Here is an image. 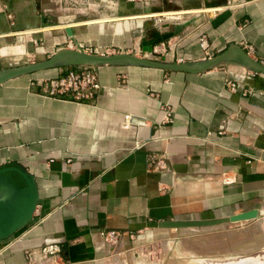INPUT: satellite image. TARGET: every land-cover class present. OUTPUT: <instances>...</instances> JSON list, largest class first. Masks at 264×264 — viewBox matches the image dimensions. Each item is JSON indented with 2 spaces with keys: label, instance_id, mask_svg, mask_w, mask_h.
Listing matches in <instances>:
<instances>
[{
  "label": "crops",
  "instance_id": "1",
  "mask_svg": "<svg viewBox=\"0 0 264 264\" xmlns=\"http://www.w3.org/2000/svg\"><path fill=\"white\" fill-rule=\"evenodd\" d=\"M228 2L0 0V70L78 44L192 66L204 61L202 34L211 58L228 51L202 72L97 64L101 90L89 103L48 96L40 84L79 64L1 83L0 169L22 170L36 204L0 236V264H26L25 251L52 242L68 264H109L103 229L127 247L162 231L151 221L264 213V72L234 48L264 65V0Z\"/></svg>",
  "mask_w": 264,
  "mask_h": 264
},
{
  "label": "water",
  "instance_id": "2",
  "mask_svg": "<svg viewBox=\"0 0 264 264\" xmlns=\"http://www.w3.org/2000/svg\"><path fill=\"white\" fill-rule=\"evenodd\" d=\"M244 63L256 71L264 72V65L251 58L240 47L234 46ZM228 55V51L223 52L213 58L204 60L196 66L186 65L184 63H160L138 57L131 53H117L112 55H96L84 52L81 49H72L61 47L46 60L20 65L10 69L0 70V84L16 76L47 69L59 64H87L97 65L102 63H111L119 60H129L138 64L159 67L165 69H176L189 72H202L218 65ZM35 195L29 177L19 168L6 167L0 169V236L6 237L16 230V228L27 221L35 208ZM259 217L257 209H250L240 213L225 217L211 219H183V220H162L151 221L147 223L148 228L153 229H180V228H205L213 227L225 223L241 222ZM259 261L255 264H264V250L255 254ZM227 258L225 260L213 261L214 264L219 261H235L239 257ZM211 262V261H210ZM209 262V263H210Z\"/></svg>",
  "mask_w": 264,
  "mask_h": 264
},
{
  "label": "rangeland",
  "instance_id": "3",
  "mask_svg": "<svg viewBox=\"0 0 264 264\" xmlns=\"http://www.w3.org/2000/svg\"><path fill=\"white\" fill-rule=\"evenodd\" d=\"M206 14L211 15L212 11L207 10ZM259 215L202 229L162 230L143 240L134 238V243L127 247L120 244L108 251L106 257L109 264H208L251 256L264 250V213Z\"/></svg>",
  "mask_w": 264,
  "mask_h": 264
},
{
  "label": "built area",
  "instance_id": "4",
  "mask_svg": "<svg viewBox=\"0 0 264 264\" xmlns=\"http://www.w3.org/2000/svg\"><path fill=\"white\" fill-rule=\"evenodd\" d=\"M245 0H229L227 8H236L242 6ZM199 46L204 52L203 60L210 59L209 43L204 34L198 38ZM70 45V44H69ZM71 46H73L71 44ZM75 49H81L85 52V48L78 44L73 46ZM124 49L120 46H96L89 47L86 53L96 55H112L123 52ZM136 52L133 51L132 53ZM131 53V52H130ZM122 82L124 79L122 78ZM40 84L43 90L51 97H59L71 95L73 100L77 102H91L98 92L101 90V85L98 81V76L94 65L79 64L74 67L67 68L61 75L54 78H48L41 80ZM165 111L164 120L171 121L172 110L171 107L165 103L163 104ZM129 115L126 116L128 119ZM220 133L224 130V122L221 121L219 125ZM159 161L152 160L151 165L155 168L159 165ZM99 237L105 244L106 253L113 248L116 249L120 245L121 236L118 231L115 230H101L99 231ZM61 245L57 242L45 244L39 248L30 249L25 251L26 264H68L62 257Z\"/></svg>",
  "mask_w": 264,
  "mask_h": 264
},
{
  "label": "bare ground",
  "instance_id": "5",
  "mask_svg": "<svg viewBox=\"0 0 264 264\" xmlns=\"http://www.w3.org/2000/svg\"><path fill=\"white\" fill-rule=\"evenodd\" d=\"M169 230H173V229H169ZM258 258L259 257H257L256 255H254V256H246V257H240V258H238V259H236L235 261H232V262H230V261H219L218 263H215V264H255V263H257L259 261ZM209 262H208V264H214L213 261H211L210 263Z\"/></svg>",
  "mask_w": 264,
  "mask_h": 264
}]
</instances>
